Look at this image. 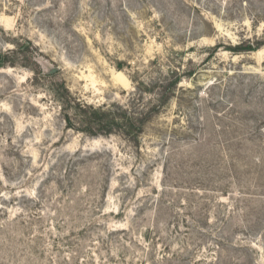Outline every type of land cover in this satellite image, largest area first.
<instances>
[{
	"label": "rangeland",
	"instance_id": "rangeland-1",
	"mask_svg": "<svg viewBox=\"0 0 264 264\" xmlns=\"http://www.w3.org/2000/svg\"><path fill=\"white\" fill-rule=\"evenodd\" d=\"M0 264H264V0H0Z\"/></svg>",
	"mask_w": 264,
	"mask_h": 264
},
{
	"label": "trees",
	"instance_id": "trees-1",
	"mask_svg": "<svg viewBox=\"0 0 264 264\" xmlns=\"http://www.w3.org/2000/svg\"><path fill=\"white\" fill-rule=\"evenodd\" d=\"M182 78H177L167 85L161 84L156 88L161 90L159 93H155L154 85L151 88L144 87V89H139V92L142 95L153 94L158 95V101L161 103H166L170 100L171 91L173 86L176 88L181 83ZM135 95V94H134ZM139 95V94H138ZM157 111V107L152 108L151 110L146 111L145 109L142 112L130 113L128 110H122L119 113V116H116L114 113L105 110L104 108H94L88 106H79V113H77V119H79V124L83 125L84 128L79 129L81 132L89 133L92 135H97V129L100 128L104 132V135H112L115 133V127H120L125 131L126 135L134 136L137 138L143 131V127L150 121L154 112ZM67 122L71 125L70 117L67 118ZM100 132V134H102Z\"/></svg>",
	"mask_w": 264,
	"mask_h": 264
}]
</instances>
